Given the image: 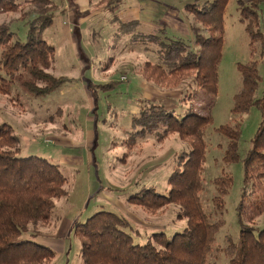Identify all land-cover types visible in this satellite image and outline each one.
<instances>
[{
    "label": "trees",
    "instance_id": "16d2710c",
    "mask_svg": "<svg viewBox=\"0 0 264 264\" xmlns=\"http://www.w3.org/2000/svg\"><path fill=\"white\" fill-rule=\"evenodd\" d=\"M229 1H186L184 11L195 19L193 23L185 20L191 33L188 38L167 25L147 32L140 19L122 20L118 11L123 0L101 3L103 9L114 14L113 22L119 24L118 39L130 36L131 43L154 54L142 65L147 80L180 87L196 82L216 94ZM246 1L258 5L261 0H240V10L250 20H246V30L253 47L264 36L256 22L258 12L248 9ZM166 6L169 10L170 6ZM57 10L58 4L53 0H0V15L20 12L28 26L26 39L19 40L10 23H0V94H10L15 84L31 96L45 97L74 80L52 72L56 48L45 39L44 31L53 24ZM254 51L253 48L252 54ZM238 69L242 87L234 97L232 113L241 116L253 107L261 112L252 146L242 157V123L236 117L234 124L214 128L228 139L224 161L243 163L244 187L237 206L238 238L229 235L224 245H216L218 233L226 223V196L234 185L233 175L223 173L212 180L216 193L211 210L202 195L208 152L206 133L212 117L196 112L178 113L163 102L150 101L132 116L134 130L128 132V146L149 136L162 142L177 134L189 148L174 160L167 193L144 187L129 200L152 213L175 204L177 219L187 220V225L171 235L153 232L146 242L136 243L128 230L132 229L128 217L110 210L97 211L76 229L82 238L84 264H219L221 255L228 264H264V228L255 225L264 211V190L258 186L249 194L247 191L252 179L264 178V94L256 97L262 76L257 59L240 62ZM100 86L114 87L115 83ZM20 150L14 127L8 122L0 123V264H49L56 251L36 241L37 231L50 223L57 200L68 194L67 179L59 164L37 155L20 156Z\"/></svg>",
    "mask_w": 264,
    "mask_h": 264
},
{
    "label": "rangeland",
    "instance_id": "374dc122",
    "mask_svg": "<svg viewBox=\"0 0 264 264\" xmlns=\"http://www.w3.org/2000/svg\"><path fill=\"white\" fill-rule=\"evenodd\" d=\"M53 1L58 4V10L53 24L44 31L45 39L56 48L52 72L75 79L45 97L31 96L15 84L10 94H0V123L8 122L14 127L20 140V156L48 158L60 165L67 179L68 194L57 200L50 223L37 231L36 241L56 251V257L49 264H84L82 238L76 229L100 210L128 217L132 222V229L128 230L136 243L146 242L153 232L171 235L187 225V220L177 219L175 204L152 213L129 200L144 187L167 193L174 160L189 148L177 134L162 142L149 136L128 146V132L134 130L132 116L150 101L163 102L178 113L196 112L212 117L206 133L208 152L202 195L205 206L211 210L216 193L212 180L223 173L233 175L234 185L226 196V223L218 233L216 245H224L229 235L237 239V206L244 187L243 163L224 161L228 139L214 128L234 124L239 119L242 123L240 154L244 157L260 125L261 112L253 107L241 116L232 113L234 97L242 87L240 62L258 60L262 82L256 97L264 94V38L252 47L246 30L249 19L240 10V0H230L226 8L225 42L216 94L196 82L180 87L147 80L142 65L152 60L154 54L146 52L142 45L131 43L130 36L117 38L119 24L113 22L112 12L101 10L84 23L82 31L77 30L79 13L71 17L68 11H61L69 0ZM181 1L154 2L152 18L156 27L167 25L171 29L188 30L186 21L193 23L195 19L193 14L184 11V4L189 0ZM93 4L104 8L101 0H94ZM246 4L248 9L258 12L256 22L264 36V0L258 5L250 1ZM166 5L170 6L169 10ZM126 7L122 2L118 11L122 20ZM24 20L20 12L0 15V23H10L19 40L27 37L28 26ZM154 26L143 28H149L144 30L150 32ZM69 28L74 30L70 33ZM183 34L187 38L191 36L189 31ZM109 82L115 86H100ZM249 185L248 194L258 186L264 190V178L252 179ZM255 225L264 228V211L256 218ZM219 264H228V259L221 255Z\"/></svg>",
    "mask_w": 264,
    "mask_h": 264
},
{
    "label": "crops",
    "instance_id": "0c3cea01",
    "mask_svg": "<svg viewBox=\"0 0 264 264\" xmlns=\"http://www.w3.org/2000/svg\"><path fill=\"white\" fill-rule=\"evenodd\" d=\"M93 1L94 0H69L61 11L63 12L65 10L68 11V14L71 17L74 16L75 12L79 13L80 14L78 17L79 24L77 25L79 26V28H77V30L84 31V28H82L84 23L88 19L96 15L97 13L101 12V10H103V8H98V7L96 8L93 4ZM156 1L163 2V0H123L125 5L127 6L123 11V14H124L123 20L140 19L144 26L145 25L154 26L155 23L152 17L154 16L153 6H154V2ZM156 26L157 25H155L154 27L158 28ZM155 28H152V30ZM143 29H149V28H143ZM174 29L178 30V28H174ZM68 30L70 32V31H73L74 29L72 30V28H69ZM178 31H181V30H178ZM181 32L185 33V32H188V30H185V31L182 30ZM144 92L146 93V91L143 90V93ZM147 97H149V95ZM135 112L137 113L138 111H135Z\"/></svg>",
    "mask_w": 264,
    "mask_h": 264
}]
</instances>
